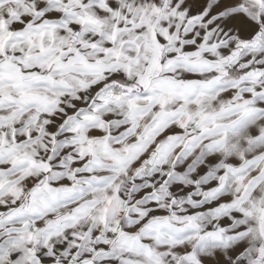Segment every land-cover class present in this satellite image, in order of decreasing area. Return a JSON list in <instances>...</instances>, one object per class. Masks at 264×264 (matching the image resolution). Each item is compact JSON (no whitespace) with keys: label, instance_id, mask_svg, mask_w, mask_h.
Listing matches in <instances>:
<instances>
[{"label":"snow or ice","instance_id":"obj_1","mask_svg":"<svg viewBox=\"0 0 264 264\" xmlns=\"http://www.w3.org/2000/svg\"><path fill=\"white\" fill-rule=\"evenodd\" d=\"M0 264H264V0H0Z\"/></svg>","mask_w":264,"mask_h":264}]
</instances>
